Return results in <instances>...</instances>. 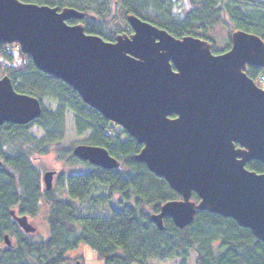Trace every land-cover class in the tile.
Returning <instances> with one entry per match:
<instances>
[{"label":"water","instance_id":"1","mask_svg":"<svg viewBox=\"0 0 264 264\" xmlns=\"http://www.w3.org/2000/svg\"><path fill=\"white\" fill-rule=\"evenodd\" d=\"M83 18L71 8L0 0V45L18 44L40 71L64 81L143 146L135 160L181 198L151 216L160 230L165 218L184 229L207 212L264 242V173L246 168L253 160L264 164V90L246 74L249 65L264 68V41L238 31L231 50L214 55L209 42L177 39L131 15L134 35L112 43L67 23ZM41 114L38 99L0 79V125H27ZM74 155L120 167L100 147L79 145ZM54 175L44 174L47 190ZM11 214L26 233L36 232L27 216ZM4 241L12 245L8 235Z\"/></svg>","mask_w":264,"mask_h":264},{"label":"trees","instance_id":"2","mask_svg":"<svg viewBox=\"0 0 264 264\" xmlns=\"http://www.w3.org/2000/svg\"><path fill=\"white\" fill-rule=\"evenodd\" d=\"M24 3L73 8L85 14L86 32L114 42L120 34H130L126 19L134 15L175 38L194 37L216 43L218 28L254 34L264 41V0H20ZM121 22H118V19ZM72 23H75L72 21ZM0 45V79L8 76L14 89L37 98L43 110L27 125L0 126V244L4 236L10 247L0 248V264H70L68 253L81 245L92 248L104 264H149L150 261L189 264H264V242L233 219L207 212L196 214L191 225L178 228L164 219V230L151 216L168 201L180 199L168 183L137 162L142 146L116 124L86 105L64 81L40 71L28 55ZM229 45L225 48L228 50ZM247 75L260 87L264 68L248 66ZM56 103V108L46 106ZM73 115L78 136L88 134L84 144L104 148L121 162L120 169H104L80 161L74 145H61L66 137V119ZM43 133L37 138L32 131ZM55 154L68 165L81 164L83 172L63 173L47 191L38 162ZM250 171L264 173V164L251 161ZM108 190L105 215H85L82 204L95 187ZM118 196L113 203V196ZM104 198L93 199V206ZM193 200L199 201L194 194ZM47 207L49 234L35 238L25 233L11 212L37 218ZM92 209H94L92 207ZM77 264V263H76ZM83 264V263H81Z\"/></svg>","mask_w":264,"mask_h":264},{"label":"rangeland","instance_id":"3","mask_svg":"<svg viewBox=\"0 0 264 264\" xmlns=\"http://www.w3.org/2000/svg\"><path fill=\"white\" fill-rule=\"evenodd\" d=\"M118 22H121V19H118ZM214 40L216 42V49L217 50H223L227 47L229 43L228 39V30L223 28H217L216 32L214 33ZM14 52L16 53V50L14 49ZM46 106L52 109L56 108V103L52 102H46ZM32 134L37 138H42L43 133L35 129L32 131ZM87 135V134H86ZM86 135L78 136L74 127L73 123V115L71 113H68L67 119H66V137L61 145H74L78 146L79 144L83 143L85 139L87 138ZM38 166L41 168L43 172L45 171H56L58 175H61L63 173H78L83 172L85 170V167L81 164L77 165H68L63 161H60L57 159L55 154H50L48 156L43 157L39 162ZM104 198V201H102V204H99L96 206H93V199L97 198ZM107 197H108V190L107 188L100 186L95 187L94 191L92 192L91 196L86 199V201L83 202L82 206V213L85 215H105L106 211L108 214H111V209L107 208ZM118 196H113V203L115 204L118 200ZM92 207L94 209H92ZM47 218V207H44V209L41 211L40 215L32 219L31 222L33 226L37 229V231L34 234L35 238H45L49 234V228L46 221ZM4 245H1L3 247ZM68 257L71 259L70 264H104L102 260H100L97 256V253L90 248L87 245H81L77 250L68 253ZM195 256L191 259L189 264H194ZM149 264H179V261H173V262H158V261H150Z\"/></svg>","mask_w":264,"mask_h":264}]
</instances>
